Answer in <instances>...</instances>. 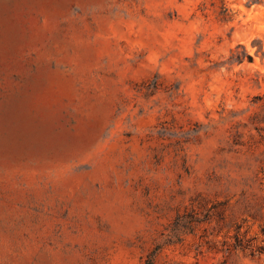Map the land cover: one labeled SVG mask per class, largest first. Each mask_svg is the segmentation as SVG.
Wrapping results in <instances>:
<instances>
[{"label":"rangeland","instance_id":"rangeland-1","mask_svg":"<svg viewBox=\"0 0 264 264\" xmlns=\"http://www.w3.org/2000/svg\"><path fill=\"white\" fill-rule=\"evenodd\" d=\"M0 264H264V0H0Z\"/></svg>","mask_w":264,"mask_h":264}]
</instances>
